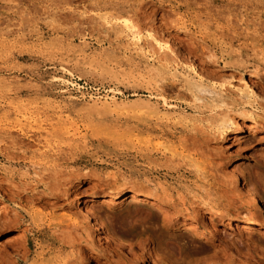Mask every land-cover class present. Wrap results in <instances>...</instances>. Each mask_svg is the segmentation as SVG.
Segmentation results:
<instances>
[{
	"label": "rangeland",
	"instance_id": "rangeland-1",
	"mask_svg": "<svg viewBox=\"0 0 264 264\" xmlns=\"http://www.w3.org/2000/svg\"><path fill=\"white\" fill-rule=\"evenodd\" d=\"M261 223L264 0H0V264H264Z\"/></svg>",
	"mask_w": 264,
	"mask_h": 264
},
{
	"label": "bare ground",
	"instance_id": "bare-ground-1",
	"mask_svg": "<svg viewBox=\"0 0 264 264\" xmlns=\"http://www.w3.org/2000/svg\"><path fill=\"white\" fill-rule=\"evenodd\" d=\"M123 25H122V27H124V28H126V30L128 31V35H129V41H130V43H131V45L133 46V51H135V52H141L142 51V47H140L139 46V41H140V37L136 34V33H134V31L131 29V27H129L128 26V23L126 24V23H122ZM133 28V27H132ZM136 32V31H135ZM138 32V31H137ZM127 36V35H126ZM128 41V40H127ZM159 41V40H158ZM158 41H155V44L157 45H155L156 47H159V48H161V51L162 50H164V49H168V46H167V44H163V43H161V42H158ZM152 49V48H151ZM158 49V48H157ZM158 51V50H157ZM194 73V72H193ZM100 100V99H99ZM98 101V99H95V100H93V103H96ZM103 103L104 104H116V101H115V99L113 98V97H111V102L110 103H108L107 102V98L106 99H104L103 100ZM135 184V183H134ZM138 184V183H137ZM143 185V184H142ZM142 185H140L141 187H142ZM139 186V185H138ZM239 186H241L243 189H244V191H246V193L248 194V196H250L251 198H252V204H253V207L254 206H256V208H257V204H256V201H255V199L253 198V195H252V192H251V190L249 189V188H247V187H245V186H242L240 183H239ZM159 187V186H158ZM143 188H144V186H143ZM145 188H147V187H145ZM160 188V187H159ZM150 190V189H149ZM162 190V189H161ZM149 192H151V191H149ZM126 193V192H125ZM138 193V192H137ZM122 194V193H121ZM132 194V193H131ZM150 194V193H149ZM126 195V194H125ZM128 195V194H127ZM133 196H132V199H138L139 197H143L144 198V196H143V194H132ZM145 195V194H144ZM155 195H158L157 194V192L155 191ZM120 196H123V195H120ZM119 196V197H120ZM159 196V195H158ZM155 196L154 197V199H150L149 201H148V203L150 204V206L152 207H156L155 209H157V210H159V211H162L161 212V214H162V216H163V218H164V220H169V218H171L173 215H174V213L173 212H170V210H168V209H166V208H163L160 204H158L159 202H161V201H164V202H167V204L169 203V202H171V197L168 195V194H166L165 192H162V196ZM247 196V197H248ZM118 197V196H117ZM152 197H153V195H152ZM157 197V198H156ZM249 197V199H251ZM156 198V199H155ZM119 199V198H118ZM131 199V200H132ZM140 200V199H139ZM138 200V201H139ZM144 200V199H143ZM170 204V203H169ZM171 205H172V203H171ZM88 208V207H87ZM87 211V210H86ZM172 211V210H171ZM84 215H86V214H84ZM92 214H88L87 215V218L89 217L92 221H93V223H94V225H96V226H99V220H97L96 218H94V216L92 217L91 216ZM161 216V217H162ZM177 216V215H176ZM176 216H174V218L176 217ZM178 218V217H177ZM165 222V221H164ZM170 222V221H169ZM261 225H264V224H262L261 223ZM197 226V225H196ZM196 226H192V228L193 227H195L196 228ZM194 229V228H193ZM199 231V230H198ZM197 232V231H196ZM198 233H200V232H198ZM203 233V232H202ZM199 235V234H198ZM15 237V236H14ZM17 238H13V239H15V240H17V241H19V240H21V239H23V237L21 236V234L19 235V236H16ZM0 245H2V244H0Z\"/></svg>",
	"mask_w": 264,
	"mask_h": 264
}]
</instances>
